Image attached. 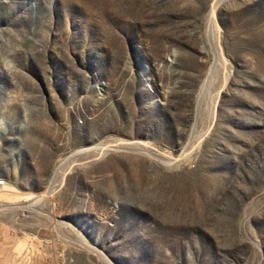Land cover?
Wrapping results in <instances>:
<instances>
[{
	"label": "rangeland",
	"instance_id": "1",
	"mask_svg": "<svg viewBox=\"0 0 264 264\" xmlns=\"http://www.w3.org/2000/svg\"><path fill=\"white\" fill-rule=\"evenodd\" d=\"M0 264H264V0H0Z\"/></svg>",
	"mask_w": 264,
	"mask_h": 264
},
{
	"label": "bare ground",
	"instance_id": "2",
	"mask_svg": "<svg viewBox=\"0 0 264 264\" xmlns=\"http://www.w3.org/2000/svg\"><path fill=\"white\" fill-rule=\"evenodd\" d=\"M218 2V1H217ZM214 8V7H213ZM213 13H214V11H213ZM112 148H115V147H113V146H109L108 147V149H112Z\"/></svg>",
	"mask_w": 264,
	"mask_h": 264
}]
</instances>
